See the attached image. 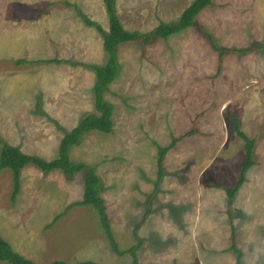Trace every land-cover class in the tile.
I'll use <instances>...</instances> for the list:
<instances>
[{"label":"rangeland","instance_id":"374dc122","mask_svg":"<svg viewBox=\"0 0 264 264\" xmlns=\"http://www.w3.org/2000/svg\"><path fill=\"white\" fill-rule=\"evenodd\" d=\"M18 1L0 0V81L9 87L0 91V135L26 153L53 159L64 135L60 127L70 130L96 112V75L85 64L108 58L102 35L75 6L105 29L109 18L93 12L104 0H69L68 37L49 46L41 6L33 30L13 29L33 18L30 9L22 21ZM192 1L116 0V9L125 28L148 32L178 20ZM213 1L194 26L167 39L119 45L121 69L105 92L114 129L93 130L70 149L73 162L96 168L118 250L141 242L138 264H236L230 248L219 251L230 244V233H237L245 264H264V0ZM2 29L16 40H6ZM214 45L228 51L221 55ZM21 58L31 61L17 63ZM231 115L255 139V164L232 204L234 216L223 187L236 180L244 141ZM192 129L166 152L159 178L158 146ZM85 172L67 179L61 170L26 165L13 201L12 172L1 170L0 233L16 251L36 264H133L134 253H118L93 207L65 212L83 198Z\"/></svg>","mask_w":264,"mask_h":264},{"label":"trees","instance_id":"16d2710c","mask_svg":"<svg viewBox=\"0 0 264 264\" xmlns=\"http://www.w3.org/2000/svg\"><path fill=\"white\" fill-rule=\"evenodd\" d=\"M106 12L109 18V28L105 29L102 24L88 17L78 6L75 9L78 15L82 18L83 22L91 27L96 28V30L103 37V48L108 55L107 62L102 65L86 63V67L92 69L95 72L96 80L93 86L94 92V106L96 112L85 113L80 119L78 124L67 130L60 127L64 133L61 138L59 145V152L57 156L53 159H46L45 157L29 154L24 151L19 146L10 144L8 141L4 140L0 135V172L4 168L10 169L13 176V189L11 198L13 201L21 189V173L22 169L26 165H34L43 172H50L54 170H61L67 179L74 177L75 174L80 171L85 170V182H84V193L83 198L80 201L73 202L68 208L77 205H84L93 207L100 218V222L108 236V239L114 245L115 249L120 254L126 252H133L134 260L133 264H138L137 255L135 250L138 245H134L125 251L118 250V244L114 238L112 226L110 224V218L107 213V207L105 199L100 195V177L96 172V168L92 165L86 163H76L70 158V149L73 145L78 144L85 134L93 130H98L105 133H111L114 129V109L112 103H110L105 98V92L108 90V86L111 82L117 79L121 65L118 61V47L123 43L138 42L140 44H145L151 42L154 38H164L167 39L169 36L179 33L182 30L194 26L195 18L200 13V11L210 5H214L213 0H193L192 3L182 12L178 20L173 22L161 21L155 28L148 32L131 31L124 27L116 9V0H104ZM209 35V34H208ZM210 39H212L211 35ZM215 49L221 51V55L225 54L228 49L223 47H217L214 45ZM240 52H244L247 48L237 49ZM46 62L57 61V62H69L73 61L69 59H46ZM17 63L23 62V60H17ZM81 62H76L79 64ZM233 129L238 137L244 141V158L240 166L238 175L235 182L230 186L223 187L226 191L228 198V212L233 215L232 204L235 200L237 192L242 187L247 178L248 170L255 164L254 161V147L255 139L247 135L242 129L240 122L236 119L234 115L230 117ZM195 132L194 129L184 133L177 138H173L172 143L166 146H158V166H159V178L163 176V160L165 158L166 152L175 146V144L183 139L185 136H189ZM60 217L56 216L52 224ZM233 239H235V233H233ZM232 249L237 255V264H244L243 253L234 243ZM0 261H5L10 264H36L31 259L27 258L23 254L16 251L8 240H6L0 233ZM48 264H71L65 260H55ZM75 264H104L93 260L79 261Z\"/></svg>","mask_w":264,"mask_h":264},{"label":"crops","instance_id":"0c3cea01","mask_svg":"<svg viewBox=\"0 0 264 264\" xmlns=\"http://www.w3.org/2000/svg\"><path fill=\"white\" fill-rule=\"evenodd\" d=\"M38 1H40L41 4H38ZM68 2H69V0H19L18 1L19 5L17 6L18 8L16 10H17V14L20 15L19 17L22 19V21H24V18L26 16L25 15L26 11H28V13H29L30 9H32L33 18L28 22L29 23L28 25H26V23H23V22L19 21L18 24H20V26L19 27H14L13 29L14 30H21V29L25 30L26 28H28V30H33L34 25L32 23L37 25V22H38V20H37L38 16L36 15L35 11L37 12V7L41 6V8H44V11H46L44 13V19H43L44 20V25H45L44 26V30L47 32V36H46L47 43L45 41V45L48 44L49 46H52V45L55 44L54 41L56 42V44L60 43V40H62L63 37H65L66 39L68 37V24H69ZM116 4H117V2H116ZM103 5L99 6V4H98V5L94 6L93 12L95 11L96 13L103 14L105 16V11L106 10L104 9L105 7H103ZM103 15L100 16V17L104 18ZM101 21H103V20L101 19ZM3 22H6V25H9V22L6 21L5 18L2 19L1 24H3ZM1 32L5 34L6 40H9L10 42H12L13 40H16L13 37L15 34H12V33L11 34H6L3 31V29H2ZM63 32H64V35H63ZM32 34H33V36L37 37V35H35L34 32ZM32 34L30 32V35H32ZM20 35L17 36L18 42H21L20 38H22L21 37L22 35L21 36ZM41 40H40V42H41ZM33 41H34L35 44L36 43L38 44V42L36 40H33ZM18 42H17V46L19 47ZM40 44H42V42ZM18 60H20V59H18ZM21 60H23V62H30L31 61V60L25 59V58H21ZM18 81H20V79H18ZM18 83H20V82H18ZM7 90H9V87H6L5 86V81L1 80L0 81V91H1V93L5 94ZM18 146H20V145H18ZM39 156L44 157L43 155H39ZM77 201H78V199H77ZM233 211H234V209H233ZM232 216H234V215H232ZM229 236L231 237L230 244L222 245L220 247L219 251H224V250L230 248L234 252L235 263L237 264V255H236L235 251L232 249V245L235 243L236 246L240 250H242V247L239 246V244H238L239 238H237V233H235V239H233V233H230ZM258 252H260V251H258ZM243 259H244V257H243ZM243 262L245 264L244 260H243Z\"/></svg>","mask_w":264,"mask_h":264}]
</instances>
